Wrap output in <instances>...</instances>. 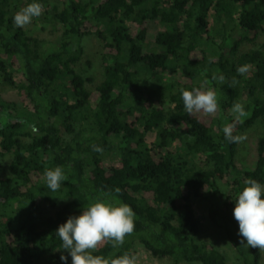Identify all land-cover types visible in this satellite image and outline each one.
<instances>
[{"label":"trees","instance_id":"trees-1","mask_svg":"<svg viewBox=\"0 0 264 264\" xmlns=\"http://www.w3.org/2000/svg\"><path fill=\"white\" fill-rule=\"evenodd\" d=\"M31 2L0 0V85L16 94L0 93V170L10 157L0 176V264H64L55 230L104 196L128 204L135 227L93 255L111 261L138 243L174 264H230L199 238L200 200L237 261L259 264L260 249L247 246L232 213L246 180L264 183V132L253 168L241 170L238 143L222 128H264V44L239 50L264 34V0H39L42 21L62 26L56 42L14 24ZM154 20L164 28L149 47ZM87 35L102 42L97 83L76 69ZM220 74L223 81L213 79ZM200 81L217 92V117L184 111L180 90L201 89ZM236 102L247 112L242 121L228 113ZM111 155L117 163L106 167ZM57 166L67 181L51 191L44 173Z\"/></svg>","mask_w":264,"mask_h":264},{"label":"clouds","instance_id":"clouds-1","mask_svg":"<svg viewBox=\"0 0 264 264\" xmlns=\"http://www.w3.org/2000/svg\"><path fill=\"white\" fill-rule=\"evenodd\" d=\"M42 5L39 0H32L20 9L13 17L17 27H24L31 23L34 17H39ZM237 73L244 75L248 71L247 65L239 66ZM213 79L224 80L222 74ZM233 83H236L234 80ZM185 113L203 112L215 114L218 110L217 92L211 88L201 90L193 87L180 90ZM231 114L236 121H242L247 116L242 103L232 105ZM224 138L230 143H240L246 139L241 135H233V125L227 124L222 128ZM94 151H102L93 146ZM45 183L49 190L57 191L67 176L59 166L48 169L44 173ZM119 192V189H115ZM233 217L238 222V232L244 238L248 247L264 249V183L255 179L245 181V186L238 193L233 207ZM135 212L126 203L107 196L96 199L82 208L78 215H70L62 224L58 225L55 235L61 241L59 249L66 250L68 256L60 255V260L67 264L68 257L71 264H136V257L123 254L111 261L100 255H93L101 241H112L113 247L123 243L126 235L134 230Z\"/></svg>","mask_w":264,"mask_h":264},{"label":"rangeland","instance_id":"rangeland-1","mask_svg":"<svg viewBox=\"0 0 264 264\" xmlns=\"http://www.w3.org/2000/svg\"><path fill=\"white\" fill-rule=\"evenodd\" d=\"M87 1V0H81ZM42 15L39 17H34L31 23L24 26L25 30L30 34L34 35L40 39L48 40L50 42H56L62 32V26L60 24L52 25L50 23L42 21ZM150 33L147 37V44L149 47H155L154 43V31L163 30L164 26L158 21H150L149 23ZM264 44V34L258 36L255 44H242L239 50H248L249 48L259 47ZM80 46L82 47L83 54L80 61L76 65V69L83 73L84 75L91 76L94 83H97L102 78V42L95 37V35H87L81 38ZM160 51L158 48H156ZM201 90L208 89V87L199 82ZM0 93L4 98L15 99V92L4 85H0ZM231 114L230 112H228ZM213 117L218 116V110L215 114H211ZM264 128L259 121H256L251 127L245 131L239 132V135L243 134L246 139L237 146L236 152V165L241 170H250L253 168L256 161V142L257 139L263 134ZM154 139V134L147 135V143H151ZM117 156L111 155L104 159L105 166L109 167L117 163ZM10 157L7 156L1 161L0 176L7 174V163ZM220 184L222 189H226L227 185ZM207 203L200 200H193V207L196 215L199 219V238L210 243L215 248L227 254L230 264H241L237 261L235 253L230 245L227 244L224 235L214 227L207 217L206 211ZM44 213L48 211L43 208ZM102 241L98 244L100 245ZM261 259L259 264H264V249H260ZM133 255L136 257V264H174L170 259H156L152 255L143 249L138 243L134 246ZM182 264V263H181ZM197 264V263H192Z\"/></svg>","mask_w":264,"mask_h":264}]
</instances>
